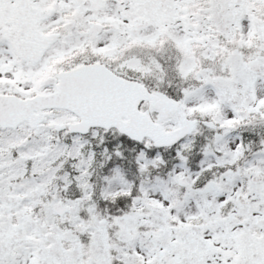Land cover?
Returning a JSON list of instances; mask_svg holds the SVG:
<instances>
[{
	"label": "snow or ice",
	"instance_id": "obj_1",
	"mask_svg": "<svg viewBox=\"0 0 264 264\" xmlns=\"http://www.w3.org/2000/svg\"><path fill=\"white\" fill-rule=\"evenodd\" d=\"M0 264H264V0H0Z\"/></svg>",
	"mask_w": 264,
	"mask_h": 264
}]
</instances>
